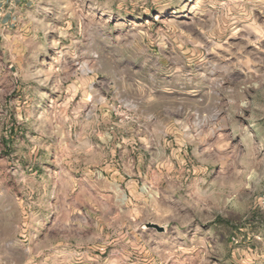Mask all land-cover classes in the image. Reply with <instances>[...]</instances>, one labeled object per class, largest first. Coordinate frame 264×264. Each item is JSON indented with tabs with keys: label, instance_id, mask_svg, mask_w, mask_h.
<instances>
[{
	"label": "clouds",
	"instance_id": "1",
	"mask_svg": "<svg viewBox=\"0 0 264 264\" xmlns=\"http://www.w3.org/2000/svg\"><path fill=\"white\" fill-rule=\"evenodd\" d=\"M261 217L264 0H0V264H264Z\"/></svg>",
	"mask_w": 264,
	"mask_h": 264
},
{
	"label": "rangeland",
	"instance_id": "2",
	"mask_svg": "<svg viewBox=\"0 0 264 264\" xmlns=\"http://www.w3.org/2000/svg\"><path fill=\"white\" fill-rule=\"evenodd\" d=\"M155 11V10H153ZM144 15H147V14H144ZM15 129L13 130V133H15ZM105 175H108L107 172H105ZM256 218V213H253V217H252V220H255ZM217 222H220L219 218H218V221ZM247 223V222H245ZM261 223H264V217H261ZM225 224L230 228V230L232 232H237L240 230V228L242 227V225L237 221L235 223L231 222V221H226Z\"/></svg>",
	"mask_w": 264,
	"mask_h": 264
}]
</instances>
